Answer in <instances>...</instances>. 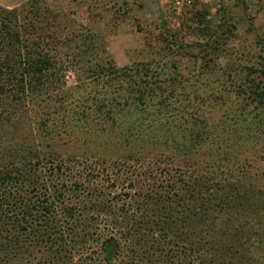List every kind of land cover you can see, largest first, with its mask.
<instances>
[{"label":"trees","instance_id":"16d2710c","mask_svg":"<svg viewBox=\"0 0 264 264\" xmlns=\"http://www.w3.org/2000/svg\"><path fill=\"white\" fill-rule=\"evenodd\" d=\"M206 15L198 12L195 19L202 24ZM202 29L212 38L211 25ZM99 35L84 30L66 12L53 11L46 0L0 7V128L14 123V134L21 139L8 156H0V255L13 259L1 261L0 257V264H14V259L21 264L19 253L26 256L29 252L31 257L33 247L40 243L49 249V244L57 242L59 219L55 217L59 213L67 215L72 234L86 239L90 232L84 211L95 212L97 221L111 216L110 221H103L119 232L101 242L97 251L101 264H264V167L255 171L243 167L239 174L232 167L238 156L241 162L250 151L245 146L248 139L258 137L256 133L251 137L246 127L249 135L243 141L247 132L241 129L251 122L245 118L246 104L240 97L250 98L257 112L264 113V56L242 67L229 56H212L225 51V44L216 41L209 51L201 49L204 56H154L146 63L119 67L110 56L98 59L88 55L90 49L75 50L71 58L83 68L79 85L63 88L60 56L52 44L71 37L86 46L104 38ZM182 58L202 78L221 74L216 82L223 83L219 95L212 93L203 100L197 91L189 92L187 86L199 83V78L195 72L185 76L184 68L190 64L180 65ZM36 115L51 141L63 134L72 138L75 132L110 138L129 151L135 162L157 156L156 161H164L166 166L159 175L152 173L154 168L146 173L149 186L139 182L137 187H150L149 194L139 192V199L125 204L127 209H113L90 190L91 198L86 204L80 201L78 209L70 205L72 198L64 181L53 186L52 194L49 184H44L45 193L33 186L30 191H36L38 200L31 202L22 191L33 185L31 175L39 179L35 173L40 164L49 162L52 181L75 176L78 163L76 156L59 150L42 156L21 138V127L34 124ZM63 120L70 121L66 133ZM209 137L221 146L218 160L201 173L180 170L185 166H178L174 155L184 152L182 162L192 163L194 157L186 152L192 149L195 153ZM49 147L52 149L51 143ZM60 184L65 191L61 192ZM35 233L38 241H29ZM40 236L46 237L45 242ZM56 255L42 264H66Z\"/></svg>","mask_w":264,"mask_h":264},{"label":"rangeland","instance_id":"374dc122","mask_svg":"<svg viewBox=\"0 0 264 264\" xmlns=\"http://www.w3.org/2000/svg\"><path fill=\"white\" fill-rule=\"evenodd\" d=\"M30 1L0 0V7H22ZM46 2L53 11L58 9L66 12L70 19L74 17L78 24L84 26V30L89 28L92 34L100 33L99 36H104L101 40L93 41L86 46L81 42V39L75 42L70 39L71 37L68 40L60 39L52 44L53 49L57 50L60 56V80L65 85L63 87L65 89H73L79 85L78 74L82 73L81 69L83 68L74 63L71 58L74 56L72 53L75 50V52H80L90 49L88 55L98 56L96 57L98 59L101 58L99 56H110L119 67L146 63L154 56H204L205 53H202L201 49L206 48L209 51L210 45H214L216 41H221L222 45L225 44V51H222V54H212V56H229L231 60L236 59L235 61L242 67L256 63L260 56H264V0H46ZM198 12L208 14L202 24L195 19ZM208 25H211L214 31L212 38L202 32V28ZM100 41L102 43L98 46ZM169 47L171 51L168 50ZM96 58H93L92 61L94 62ZM181 62L180 65L183 67L190 64L186 58H182ZM184 70L185 76L192 75L194 72L197 74L199 83H194L191 87L187 86V90L191 93L197 91L203 100L212 96V93H217L218 88H221L223 84L216 83L221 79V74L218 77L215 75L210 78H202L203 75L199 76V70L197 69L196 72L191 64L188 69L184 68ZM179 88L182 92L181 84ZM93 94L95 95V93ZM217 94L219 95V93ZM174 97L182 98L177 93H174ZM174 97L172 96V98ZM184 98L187 99L186 94H184ZM247 98L240 97V101L244 105L246 104L245 118L251 122L244 124V129L241 126V130L247 132L242 138L243 141L246 139L245 136L249 135L248 131H251V137L255 136L253 133H256L258 137L248 139L250 143L245 144L246 148H250V151L245 152L242 156L244 163L239 162L241 156L236 158L238 163L232 166L236 174L242 172L243 167L249 171L264 167V122H262L264 113H258L250 98ZM174 113L178 116L176 111ZM37 116H35L34 124L28 123L21 127V138H25V141L30 143L33 148H38L42 156L59 150L63 154L76 156L78 163L75 168L77 172L75 176L62 177L63 180L52 178V181H50L49 162L45 161L40 164L35 173L39 179L36 180V177L31 175V179L34 181L33 185L24 186L22 191V193L26 191L31 202L38 200L36 191H30L33 186L39 193H45L44 184L46 186L49 184V192L51 191L52 194L55 192L53 186L56 187L59 182L64 181L72 198L70 205L76 206V208L81 206L80 201H84L86 204L91 198L88 194L90 190V194L96 193L102 200H106L108 204L114 206L113 209H127L128 201L139 199V192L144 193L142 196L149 194L150 187L144 189L137 187L140 184L149 186L147 183L149 175L146 173L154 168L152 173L159 175L166 166L164 161H156L159 157L152 155L153 158L148 156L141 162H135L129 151L110 141V138L107 140L92 138L82 132H79V135L75 132L76 134L72 138L68 137V134H63L51 141L47 132L39 127V117ZM63 123L64 133H66L70 121L63 120ZM193 137L199 136L194 134ZM20 141L21 139L14 134V123L2 126L0 128V156H8V152L13 149L15 143H20ZM49 143H51L52 149L49 147ZM219 146L220 144H217L213 137L204 140L195 153L192 149L186 152L193 156L195 161L188 165L184 164L180 157L184 152H177L174 156L179 163L178 166H181L180 164L185 166L180 170L201 173L206 166L212 165V162L218 160L217 150L218 153L221 152V146ZM7 160L8 158L5 159V161ZM101 161L106 163L98 164ZM58 163L56 161L54 165L56 166ZM54 177L57 178V176ZM59 188L61 192L65 191L64 187L61 188V184ZM84 212L89 223L90 236L81 239L80 236L72 234L68 230L69 222L65 220L67 215L59 213L55 217L59 219V223H57L59 232L55 235L57 242L53 245L49 244V249H45L44 243L33 247L32 258L27 255L29 252L26 256L20 252L18 259H22L21 264H42V261H47V257H52L54 253L62 256L66 264H101L97 253L101 242L109 238L110 234L119 232H113L112 228L107 226L108 222L103 221L106 218L110 221L111 216H104L103 219L99 218L97 221L98 217L95 212ZM75 214L74 216H77V212ZM39 222L36 221L35 225L41 226ZM40 237L44 238L42 240L45 242L46 237ZM27 240L29 239L27 238ZM34 240L38 241L37 233L33 234L29 241L34 242ZM167 248L169 249V246ZM0 257L1 261L9 259L10 262H13V259L8 255L1 254ZM64 260L61 263H64ZM123 261L130 262L126 259ZM14 264H18L17 259H14Z\"/></svg>","mask_w":264,"mask_h":264}]
</instances>
